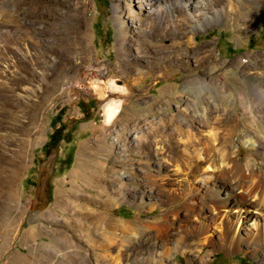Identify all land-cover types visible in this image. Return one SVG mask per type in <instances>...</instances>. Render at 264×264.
<instances>
[{
	"label": "rangeland",
	"instance_id": "1",
	"mask_svg": "<svg viewBox=\"0 0 264 264\" xmlns=\"http://www.w3.org/2000/svg\"><path fill=\"white\" fill-rule=\"evenodd\" d=\"M165 1L172 15L154 0H0V264H264V114L233 121L230 157L202 163L240 92L251 96L250 74L264 71L253 66L264 53V0H245L253 8L237 19L224 17L235 0ZM207 14L216 19L203 25ZM189 41L213 56L190 55ZM92 68L129 95L103 98ZM216 80L237 99L222 100ZM113 97L126 101L108 125ZM195 107L208 114L194 123L184 113ZM173 138L182 149L196 140L198 156H173ZM153 139L163 151L149 161ZM199 161L197 181L187 172ZM91 209L127 224L130 241L106 244L110 227L91 222Z\"/></svg>",
	"mask_w": 264,
	"mask_h": 264
},
{
	"label": "bare ground",
	"instance_id": "2",
	"mask_svg": "<svg viewBox=\"0 0 264 264\" xmlns=\"http://www.w3.org/2000/svg\"><path fill=\"white\" fill-rule=\"evenodd\" d=\"M150 2L152 0H149ZM157 4V11L159 12V14H163L166 12L168 13H172L174 12L173 6L170 5V3H168L165 0H154ZM260 1V0H257ZM231 3V2H230ZM155 4V5H156ZM181 7H187L188 5H190L191 8L193 9H198L199 7H203L204 6V2H198V1H190V0H185V1H181L180 2ZM242 6H246L248 7V9L253 8V6H248L245 2V0H235L234 3H232L231 5H229V9L227 10V13L224 14V17H227L230 14H234L235 15V19H237L238 17L240 18L242 17H246L247 16V12H242V10L240 9ZM173 14V13H172ZM171 14V15H172ZM252 18L251 21L253 23H256V16L255 14H252ZM191 16L194 17L195 19L199 20V16L197 14L191 13ZM214 19H216V17H214L213 15H206L204 18L201 19V22L203 23V25H205L206 23L209 22H213ZM180 44V42H178ZM187 49L190 55H193L196 51H194V49L197 48V46L193 45L194 41H189V43H187ZM211 53L209 54L208 51H203L200 50L198 51L200 53V55L205 54L204 56L206 57H212L213 56V49L209 50ZM196 52V54L198 53ZM195 54V55H196ZM205 58V57H203ZM169 59H171V57H169ZM208 59V58H207ZM240 60V59H239ZM237 61V60H236ZM250 64V63H249ZM253 66L258 68V69H264V53L263 52H257L255 55V61H253ZM159 67H165L164 63L161 62L159 63ZM168 72H171V69L166 67ZM156 70V69H155ZM100 70L98 69H94L92 68V70L89 72L90 76L89 78H92L91 80V84L92 86H94L98 92L100 93V95L103 98H108L111 97L112 94L114 93H118L119 96H128L130 93V88L127 87L124 84H120L117 83L115 79H111L109 82H105L103 80H101L98 76H99ZM164 74V73H163ZM250 76L252 78H256L257 80H255L254 84H252L250 86V93L251 96L248 97V95L246 94V92H240V96H239V101H240V107H237L234 109V112H236V115H234V112L231 114V116L227 118L226 122H225V127L228 128L226 133H216L215 135L217 136L216 139H219L218 141H215L211 138L207 139V142H205V146H204V153H207L205 155V161H203L202 163H205L207 161L213 160L216 161L217 158H220V162L222 160H225L227 157H230V155L232 154V147L229 143L231 137L237 133L240 129H236V128H229L230 125L233 123V121H236L237 124H241V123H246L248 120H250V122L247 125H251L252 121H254V117L255 118H260L262 120L263 114H264V71H259V70H255L252 74H250ZM203 81H201L202 83ZM186 85V84H185ZM197 87V86H194ZM213 87L216 89V93L219 94L223 99H228L229 101L231 100H236L237 99V95L234 93V91L229 87H226V84L222 83V82H218V80L214 81L213 83ZM185 89H187V87H185ZM186 91V90H185ZM208 98H213L211 95ZM126 101L125 99L122 98H117V97H113L111 98L107 103H105L104 105V123L111 125L117 118V115L123 111V107H124V103ZM247 101H249L250 103H247ZM212 102L216 105H219V103H217V100H212ZM235 107V106H234ZM198 107H195V110L193 112V110L191 109H187L185 110V116L187 117V119L191 122H197L200 121L202 119L203 116L208 114V111H203L200 112L198 109ZM211 111V110H210ZM211 123V122H210ZM170 131L172 132V129L170 128ZM260 133H263V130L259 129L258 130ZM164 137H169V135H167L166 133H162ZM208 135L210 137H214V134L212 133V131L208 132ZM141 136L138 135L137 137L139 138ZM166 137V138H167ZM223 139V140H222ZM195 142V144H194ZM194 142L192 144H188L185 143L184 144V149H182V144L181 142L177 139V138H173L172 140H170V149L173 152V156H177L180 157L181 154L180 153H184V151L186 152V150L189 152L190 151V158L194 159L198 156V153H196V150H194L193 148L196 146L197 142L196 140H194ZM167 146V144H166ZM161 147L155 146L154 145V139H153V145L151 146V148L148 151V160L151 161L153 160L156 156L159 155V153H161L163 150H161ZM200 158H202V156L199 155ZM200 163L201 161H199V163H196L194 166H190L191 169L187 172L189 177H192L195 180H199V170L198 168L200 167ZM201 163V164H202ZM210 176H204L203 180H205V182L210 181L209 180ZM177 179H173L172 181H176ZM217 185L221 186V188H226L228 189V192L231 191H235L236 189L231 185V184H227L225 182L224 179H217ZM222 192V191H221ZM232 193V192H231ZM89 201H91V203H95L97 202H101L103 203L102 199H94V198H90L88 197ZM70 202V200H67ZM95 201V202H94ZM114 202L113 198H109L106 201V205H110ZM69 204V203H68ZM104 204V203H103ZM85 214V213H84ZM88 214V219H94V220H90L91 222H98V221H102L105 222L107 225L105 227H110V229L108 228L107 232L104 233V242L106 244H116L119 245L120 243L122 244V242L124 241H130L127 240V236H128V225L125 223H122L121 221H118L111 213H105L102 212L99 213L96 210H89L87 211ZM85 214V215H87ZM114 228L120 229L123 232V236L121 238H119V235L114 231ZM113 229V230H112ZM131 234V233H130ZM54 240V239H53ZM148 240V239H147ZM54 244L56 246L59 245H64V241L60 240V239H55V241H53ZM69 242V241H68ZM146 242V241H144ZM147 243V242H146ZM151 243V242H150ZM150 243H147L150 245ZM53 244V245H54ZM120 244V245H121ZM165 256H162V260L166 259V257L170 256L171 254V250H168L167 252H164ZM82 259V258H81ZM107 262H110L109 260H107ZM99 264H104V263H99Z\"/></svg>",
	"mask_w": 264,
	"mask_h": 264
},
{
	"label": "water",
	"instance_id": "3",
	"mask_svg": "<svg viewBox=\"0 0 264 264\" xmlns=\"http://www.w3.org/2000/svg\"><path fill=\"white\" fill-rule=\"evenodd\" d=\"M46 179H47L46 177L42 179V191L46 192V198H45V200H44L43 205H41V206L39 207V210H43V209L47 206V204H48L47 190L44 189V184H45V182H46Z\"/></svg>",
	"mask_w": 264,
	"mask_h": 264
},
{
	"label": "trees",
	"instance_id": "4",
	"mask_svg": "<svg viewBox=\"0 0 264 264\" xmlns=\"http://www.w3.org/2000/svg\"><path fill=\"white\" fill-rule=\"evenodd\" d=\"M60 138L57 137V133L54 132L51 135V139L48 143H46L45 147L48 148V146H50L51 143H57L59 141Z\"/></svg>",
	"mask_w": 264,
	"mask_h": 264
}]
</instances>
